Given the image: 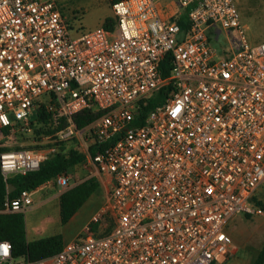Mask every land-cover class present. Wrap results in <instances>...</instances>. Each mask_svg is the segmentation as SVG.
<instances>
[{
	"label": "built area",
	"instance_id": "1",
	"mask_svg": "<svg viewBox=\"0 0 264 264\" xmlns=\"http://www.w3.org/2000/svg\"><path fill=\"white\" fill-rule=\"evenodd\" d=\"M176 2L186 29L179 16L163 17L159 0H113L111 29L73 31L57 0H0V130L23 128L43 103L63 122L53 144L77 140L83 167L110 187L59 253L18 262L0 240V264H219L234 255L235 216L264 215L255 201L264 185V42L250 44L235 0ZM214 26L239 40L227 58H216ZM92 106L100 115L79 129L75 118ZM57 151H7L0 168L5 178L26 175ZM56 182L66 189L70 177ZM32 206L24 190L0 213Z\"/></svg>",
	"mask_w": 264,
	"mask_h": 264
},
{
	"label": "rangeland",
	"instance_id": "2",
	"mask_svg": "<svg viewBox=\"0 0 264 264\" xmlns=\"http://www.w3.org/2000/svg\"><path fill=\"white\" fill-rule=\"evenodd\" d=\"M113 0H57L62 12L73 24V31L79 29L87 30L102 26L106 19H114L112 11ZM241 15L242 23L247 28L246 34L251 45L264 42V0H235ZM77 18V19H76ZM216 38H212V45L217 53V59L223 57L225 51L238 48L239 40L232 31H225L220 27L212 28ZM213 37V36H212ZM36 107L35 111L37 110ZM34 115L24 127H18L10 133L4 134L0 130V146L16 150L26 148L30 151L36 150L38 146L53 144V136H38L32 126ZM78 141L67 142L64 146L65 152L76 149L78 152ZM83 164L70 170L76 181L83 179ZM73 181H70L72 184ZM100 188L91 196L74 217L63 224L60 217L59 199L50 197V194H42L39 191L32 192L34 206L25 214V229L30 241L38 240L54 235H61L64 242L75 239L90 221L106 199L110 187L107 182L100 183ZM69 189V188H68ZM66 189V191L68 190ZM54 193L63 191L57 184L52 185ZM50 197V198H49ZM255 201L261 202L264 209V185L261 186ZM228 233L233 239L234 255L227 261L219 264H252L254 257L264 243V215L246 216L239 213L228 227ZM23 258H18L22 262Z\"/></svg>",
	"mask_w": 264,
	"mask_h": 264
},
{
	"label": "trees",
	"instance_id": "3",
	"mask_svg": "<svg viewBox=\"0 0 264 264\" xmlns=\"http://www.w3.org/2000/svg\"><path fill=\"white\" fill-rule=\"evenodd\" d=\"M177 22L186 29L188 27L187 11L177 19ZM114 24V19H106L103 24L107 29H111ZM210 41L211 38H210ZM172 70L171 56H166L161 62L160 72L163 77H167ZM161 92L157 97L150 99L146 105H143L136 117V124L142 125L147 118L149 112L161 101ZM38 108L32 120V126L38 136H52L57 130L63 127V122L57 119L56 115L47 111L43 103L38 104ZM100 112L95 106L77 115L75 118L76 125L79 129H83L91 124ZM13 130L11 128L3 129V133L7 134ZM66 143L48 144L47 146H38L40 148L58 146V151L54 153L49 160L41 164L36 171L27 173L26 175L14 174L5 178L0 168V210L3 208L7 198L15 199L24 190L30 192L38 189L51 181H56L60 174H67L74 167L81 165L85 161V156L76 149H71L65 152L64 146ZM16 150H29L26 148H16ZM11 151L10 148L0 146V155L4 152ZM93 149V153H95ZM15 189L8 193L9 186ZM100 188L98 179L91 177L77 186L69 189L60 196V217L63 224H67L80 208L88 202L91 196ZM259 205L261 202L256 201ZM262 206V205H261ZM249 217V215H246ZM25 215L16 214H1L0 213V240L8 241L12 244V254L14 258H25L32 262H37L46 259L59 253L65 242L61 235H54L29 242L26 237ZM252 264H264V243L254 257Z\"/></svg>",
	"mask_w": 264,
	"mask_h": 264
},
{
	"label": "crops",
	"instance_id": "4",
	"mask_svg": "<svg viewBox=\"0 0 264 264\" xmlns=\"http://www.w3.org/2000/svg\"><path fill=\"white\" fill-rule=\"evenodd\" d=\"M159 4H160V6H161V9H162V11H163V17L165 18V19H169V20H172L173 18L175 19V18H177V16H179V18L185 13V9H183V8H181L179 5H178V3L176 2V0H159ZM106 21V20H105ZM105 21H104V23H105ZM71 23V22H70ZM103 23V24H104ZM102 24V25H103ZM71 27L73 28V24L71 23ZM212 28L213 27H211L210 29H209V31H208V33H209V35H210V38H211V40H212V38H216V35H214V33H213V31H212ZM213 36V37H212ZM230 55V51L228 50V51H225V53H224V55H223V57H221V58H227L228 56ZM82 165V164H81ZM82 173V175L83 176H85L83 179H81V180H79V181H76V180H74L75 179V176H74V174L73 173H71V172H69V173H67V175L70 177V181H73V183L72 184H70L69 185V187H67L66 189H71V188H73V187H75V186H77L78 184H80V183H82V182H84L85 180H87V179H89V178H91V176L89 175V172L84 168V170L81 172ZM96 179H98L99 180V182L100 183H102L103 181H107L108 179H107V177H105V176H100V175H95L94 176ZM53 184H57V182L56 181H51V182H49V183H47V184H45V185H42L41 187H39L38 189H36V190H34V191H39V192H41L42 194H45V193H47V194H50V197H52V198H58V199H60V196L63 194V193H65L66 192V189L65 188H63L64 190L63 191H65V192H61V193H59L58 194V196H57V194L56 193H54V191L52 190V185ZM58 185V184H57ZM101 185V184H100ZM59 186V185H58ZM60 187V186H59ZM68 189V190H69ZM67 190V191H68ZM33 192V191H32ZM32 192H31V195H32ZM49 197V198H50ZM33 206H34V201H33ZM32 206V207H33ZM60 206V205H59ZM31 207V208H32ZM31 208L29 209V210H31ZM28 210V211H29ZM27 211V212H28ZM26 212V213H27ZM26 213H24V215L26 214ZM236 217V216H235ZM26 237H27V231H26ZM27 240L29 241V242H31L28 238H27ZM34 241V240H33ZM66 243V242H65Z\"/></svg>",
	"mask_w": 264,
	"mask_h": 264
},
{
	"label": "water",
	"instance_id": "5",
	"mask_svg": "<svg viewBox=\"0 0 264 264\" xmlns=\"http://www.w3.org/2000/svg\"><path fill=\"white\" fill-rule=\"evenodd\" d=\"M15 188L13 187V186H9V188H8V193H11L13 190H14Z\"/></svg>",
	"mask_w": 264,
	"mask_h": 264
}]
</instances>
